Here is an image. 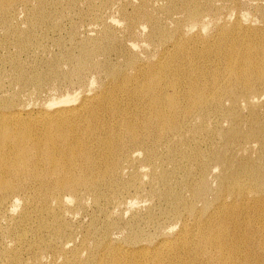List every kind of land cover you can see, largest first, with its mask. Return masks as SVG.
I'll list each match as a JSON object with an SVG mask.
<instances>
[{
    "label": "bare ground",
    "instance_id": "6f19581e",
    "mask_svg": "<svg viewBox=\"0 0 264 264\" xmlns=\"http://www.w3.org/2000/svg\"><path fill=\"white\" fill-rule=\"evenodd\" d=\"M217 1L0 0V228L14 241L0 264H37L45 249L51 264H264V6L261 24L237 8L228 24ZM116 2L121 22L104 15ZM76 12L95 34L78 39ZM65 20L70 44L57 37L51 52ZM9 71L18 88L3 96ZM88 71L102 75L84 92L18 102L29 84ZM90 206L102 220L76 243L70 222ZM122 207L132 217L117 243Z\"/></svg>",
    "mask_w": 264,
    "mask_h": 264
},
{
    "label": "rangeland",
    "instance_id": "374dc122",
    "mask_svg": "<svg viewBox=\"0 0 264 264\" xmlns=\"http://www.w3.org/2000/svg\"><path fill=\"white\" fill-rule=\"evenodd\" d=\"M53 1V0H50ZM117 3V4H116ZM115 5H112L111 7H108L105 9L104 11V15L107 17V15L109 16V18H114V19H118L119 22L123 21L121 18V14H119L118 12V5L119 2H116ZM217 3L221 6L220 11V17H221V22H226L228 24L233 23L236 19H237V15L238 13H243V14H247L250 16L251 19H253L254 23L256 20L258 21L257 24H261L262 23V19L259 16V9L262 8L264 6V0H241L240 2L237 1V5H233V7L230 6L229 3H223L222 1H217ZM240 10V12H236V9ZM127 9L131 10V5L128 4L127 5ZM235 9V10H234ZM210 13H213L212 11ZM210 13H208V15L206 16L207 20H211V25L210 28L214 31L215 30V23L213 18H216L215 15H211ZM177 15H181V13H177ZM229 16L231 18H229ZM232 19V20H230ZM261 19V20H260ZM213 20V21H212ZM72 21L77 23L78 26V39H82L83 37H85V35L88 34H95L96 31L95 29H97V27H99V25H97V23L93 22V19L89 16L86 15H81L80 13L76 12L74 14H72ZM71 25V21L65 20L64 21V25H63V30L61 33H49L47 40L45 41V46H47V48L51 51V52H57L58 51V47L56 45H54V39L57 37H61L65 40L66 44H70V40L68 39V31ZM90 28V29H89ZM136 42H139V44H141V39L140 38H135ZM11 50L14 49V47L10 48ZM139 50H142L141 45L138 46ZM4 53V52H2ZM33 52H29L26 53L25 55H23V61L27 63V65L29 67H36L39 68L41 71L44 70V66H42L40 60H36L34 59L30 54ZM29 54V55H28ZM110 57V56H109ZM113 61L116 60L115 56H111L110 57ZM5 68H7L6 70H10L7 66H4ZM64 69H68L69 65H64L63 67ZM9 75L7 76L6 73L3 74V80L6 81V90L3 93L4 95H10L13 93L14 88L17 89L18 86H14L11 85L10 82L11 79H9L10 75L12 74V71H9L8 73ZM85 74H87L85 76V78H83L81 81H74V85H70L69 83H65L63 85H58L57 81H54L50 84H48L47 86H45L43 88V90L41 92H34L32 94H29V91L35 90V85L29 84L27 85L26 88H23L24 91L21 92L20 97L18 99V102L20 103H30L31 106L34 107H38L40 106L42 103L44 102H49V101H57L58 99L65 97L67 95L69 96H73L75 94L81 93L86 91L88 88L91 87V81H95L93 84L94 87L98 84V82L101 79V72L98 71H88ZM49 80V79H48ZM92 81V82H93ZM92 84V87H93ZM7 102L9 101H5V98L3 97L2 99H0V103L1 104H6L9 105ZM259 107L260 109L258 111H260V115L264 116V95H262L259 99ZM38 103V104H37ZM2 107H5L6 109L9 108V106H4L2 105ZM246 115L243 116V120L242 121H246V117L249 115L247 113H245ZM261 119H264V117H260ZM227 125V123H225ZM248 154L251 155V157L253 159H256L257 153L255 152V150L251 149L247 151ZM90 198L89 196H84L82 199H88ZM89 200V199H88ZM138 200V204L139 206H141L142 208H145L147 205L149 206V203L152 202L151 196L149 195L148 189H146L145 191H143L140 194V197ZM142 204V205H141ZM145 204V205H144ZM125 206V205H124ZM21 210L20 207H18V212ZM116 215L122 217V219L118 222L119 223V230L117 231L118 233H114L113 237L116 238H121V239H116L115 242L119 243V242H123L125 239H122L124 236V234L126 232H128V227H127V222H129L131 220L132 217V211L127 210L126 208L122 207V208H117L116 209ZM99 216V212L97 211L96 208H94L93 206H90L87 209L81 208L78 211H76L75 215L73 216V220H71V224L69 226L74 242L79 243L81 241V239L83 238V233L84 231L88 228V226L98 218ZM99 221L102 220L101 217L98 218ZM264 220H261L258 223L263 222ZM64 222H67L64 220ZM256 222V221H254ZM68 223V222H67ZM171 222H168L167 224L169 225ZM173 223V222H172ZM180 224L179 223H174L172 225H170V227L176 231L179 228ZM149 232H151L152 234H160V231H155V230H148ZM1 228H0V251L6 247H12L14 245V241L12 239V236H6L3 237L1 235ZM162 234H160L161 236ZM124 244V243H123ZM38 250V248H36V251ZM53 252L51 249H45L41 258H40V262H37V264H51L52 260H53V256H52ZM23 258L28 257L29 255L23 251L22 253ZM0 262H4L2 259H0Z\"/></svg>",
    "mask_w": 264,
    "mask_h": 264
}]
</instances>
